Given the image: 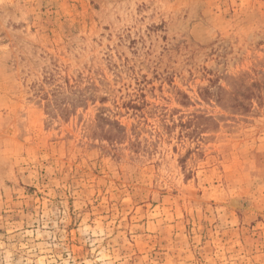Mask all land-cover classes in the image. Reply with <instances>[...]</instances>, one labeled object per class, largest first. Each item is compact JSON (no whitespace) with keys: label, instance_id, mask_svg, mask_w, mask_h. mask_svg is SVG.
<instances>
[{"label":"rangeland","instance_id":"1","mask_svg":"<svg viewBox=\"0 0 264 264\" xmlns=\"http://www.w3.org/2000/svg\"><path fill=\"white\" fill-rule=\"evenodd\" d=\"M0 264H264V0H0Z\"/></svg>","mask_w":264,"mask_h":264}]
</instances>
